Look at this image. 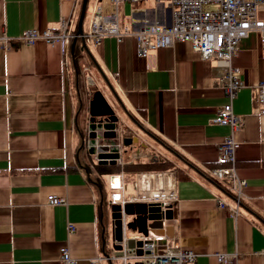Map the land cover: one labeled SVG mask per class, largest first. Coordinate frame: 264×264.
Segmentation results:
<instances>
[{
  "label": "crops",
  "instance_id": "1",
  "mask_svg": "<svg viewBox=\"0 0 264 264\" xmlns=\"http://www.w3.org/2000/svg\"><path fill=\"white\" fill-rule=\"evenodd\" d=\"M81 6L82 0H0V264H62L64 247L74 264H120L104 258L119 251L113 249L109 188L111 177L118 176L127 199L142 195V178L145 194L161 188L175 194L171 218L153 232L193 253L196 264H219V253L236 254L237 264H264V114L255 100L257 86L264 83V48L258 34L242 39L233 59L243 81L232 103L242 122L234 133L235 165L246 182L237 202L229 181L211 174L218 167L217 147L232 131L213 122L227 101L215 84L225 67L200 59L181 42L151 50L145 58L138 57L133 36L120 43L108 36L95 47L86 41L83 46L76 34ZM113 6L111 0H87L82 33L89 31L97 9L110 16ZM170 20L165 4L117 6L120 32ZM61 21L75 36L64 49L60 41L21 39L27 30L61 33ZM82 67L96 86L90 87ZM97 91L117 122L95 133L114 149L116 143L123 146L121 164H104L89 147L96 135L89 129V103ZM124 138L131 139L129 146ZM130 162L148 170L124 173ZM96 165L119 170L98 175ZM127 183L135 194L126 195ZM51 195L64 202L49 204ZM124 206L121 236L143 235L128 230L129 222L143 226L135 215L124 214Z\"/></svg>",
  "mask_w": 264,
  "mask_h": 264
},
{
  "label": "built area",
  "instance_id": "2",
  "mask_svg": "<svg viewBox=\"0 0 264 264\" xmlns=\"http://www.w3.org/2000/svg\"><path fill=\"white\" fill-rule=\"evenodd\" d=\"M146 1H153L157 4H165L171 11L170 23L144 22L138 29L133 31H119L117 21V6L120 3L132 5L141 4ZM115 7V13L110 16L101 15L97 9L91 19L89 31L82 37L87 45L97 46L104 37H114L117 43L123 38L133 36L136 41V52L138 57L145 58L151 50L171 47L176 42L190 45L198 57L202 60L215 59L223 67L225 72L215 81L227 98L224 105L216 111L213 122L215 124L229 127L232 131L223 138L217 147L218 167L211 170V174L217 180H228L230 188L236 201L241 197L243 189L246 187L245 180L238 176L236 169V149L239 144L234 139V133L241 126V121L232 112V103L236 95L243 87V81L238 69L233 66V59L236 56L239 43L247 37L249 33L258 34L259 45L264 48V0H111ZM67 21H61V33H51L45 30L38 33L36 30H27L21 37L26 43H33L37 39L54 43L60 41L61 48L64 49L69 39L74 38L67 32ZM67 32V33H66ZM255 100L260 104V113L264 114V83H260L256 88ZM102 130L95 129L90 132ZM105 132V131H104ZM111 134L110 132H106ZM96 134V133H95ZM108 137V136H107ZM116 142H119L118 140ZM90 149L95 153H116L115 160L121 164L120 154L123 146L112 143L105 144L98 134L90 144ZM102 149H105L103 151ZM114 149V150H113ZM117 180V182H115ZM109 188L111 190L110 203L124 206L136 200L145 203H158L162 216L160 221L165 224L168 218L165 216L167 209L172 210V202L175 201V194L164 193L161 189L145 194L142 187L143 178L138 185L142 195L139 198H130L123 194V180L118 177H111ZM60 196L51 195L48 203L51 205L63 203ZM121 223L124 220L121 219ZM165 227V225H163ZM164 227L161 226V229ZM69 233H73V225L68 226ZM129 241L136 243L141 241V247L130 246ZM165 235L153 236H128L122 235L120 240H115V244L120 247L118 252L105 255L108 261H118L120 264H196L195 255L190 251L177 248ZM141 249V254L137 250ZM62 264H74L68 249L61 248ZM219 264H237V255L230 253L217 254Z\"/></svg>",
  "mask_w": 264,
  "mask_h": 264
},
{
  "label": "water",
  "instance_id": "3",
  "mask_svg": "<svg viewBox=\"0 0 264 264\" xmlns=\"http://www.w3.org/2000/svg\"><path fill=\"white\" fill-rule=\"evenodd\" d=\"M86 4H87V0H82V6H81V12H80V16L78 19V23H77V37H79L80 39H82V43L83 46H85V42H84V38L82 37L83 33H82V29H81V24H82V20H83V16H84V12H85V8H86ZM101 108V110H100ZM89 129L90 130H95V129H103V130H108V129H113L114 128V124L117 122V117L114 114V111L112 110L111 106L108 104V102L106 101V99L104 98V96L101 94V92L97 91L90 103H89ZM97 117H100V119L96 120ZM109 136H113V134L111 133V135L109 134ZM137 141H135L136 143ZM131 144V139L130 138H124L123 139V145L124 146H129ZM113 156H118L115 153H103L100 154V159H104V164H114L111 158ZM112 160V161H109ZM123 211L125 215H135V222H140L142 223L143 229L141 228V226H136V228L133 227V224L131 222H129L127 224V228L128 230L131 231H136L135 229H137L138 233H142L144 236H153V235H157L156 233H154L153 231L159 229L160 225H161V221L160 218L162 216V212H161V208L160 205L158 203H148V204H135V205H130L127 204L126 206L123 207ZM140 208L141 211L135 212L134 210ZM165 216L167 218H171L172 213L171 210L167 209L165 211ZM137 215V217H136ZM111 221L113 223V227H114V232H115V240H120L121 239V208L119 205H113L111 207ZM137 219V220H136ZM129 245L132 247L134 245H136L138 248L141 247L142 243L141 241H137L136 243H134L133 241H129ZM114 250H120L119 246H114L113 247ZM137 254L140 255L141 254V249L137 250Z\"/></svg>",
  "mask_w": 264,
  "mask_h": 264
},
{
  "label": "trees",
  "instance_id": "4",
  "mask_svg": "<svg viewBox=\"0 0 264 264\" xmlns=\"http://www.w3.org/2000/svg\"><path fill=\"white\" fill-rule=\"evenodd\" d=\"M75 55V54H74ZM74 60L76 61L75 57H74ZM73 62L72 65L75 67L76 66V62ZM146 169L148 168V166L146 164H141V163H129L127 165H125L123 167V171L124 173H134L137 169ZM94 169L95 171L97 172L98 175H102V174H111V173H114V172H117L119 170L118 167H113V168H105V167H102L101 165H96L94 166ZM137 173V172H135ZM96 179V178H95ZM93 179L94 183L96 184V187L99 189V187L101 186L99 181L96 179Z\"/></svg>",
  "mask_w": 264,
  "mask_h": 264
},
{
  "label": "rangeland",
  "instance_id": "5",
  "mask_svg": "<svg viewBox=\"0 0 264 264\" xmlns=\"http://www.w3.org/2000/svg\"><path fill=\"white\" fill-rule=\"evenodd\" d=\"M113 11H114V6H113ZM119 13H120V10H119ZM124 17H123V15L122 14H120V21H122V19H123ZM74 36V35H73ZM74 38H75V36H74ZM84 64V63H83ZM81 74L83 75V74H85V76L87 77V80H88V78H90V74H89V72H85L84 71V69H83V67L81 68ZM84 76V75H83ZM91 79V78H90ZM90 83H89V85H91L90 87H94V85L96 86V83H95V80L93 79H91L90 81H89ZM81 84H83L84 82H82V80H81V82H80ZM94 83V84H93ZM85 84H86V81H85ZM99 90V89H98ZM95 94V93H94ZM82 95H83V92H82ZM87 114H88V112L86 113V109H85V107H83L82 109H81V115L85 118V117H87ZM89 116V115H88ZM84 121V120H83ZM89 124H91V123H89ZM130 163H132V162H130ZM127 164H129V163H126V164H124L123 165V167L125 166V165H127ZM148 170V169H147ZM146 169H143V170H141L140 168L139 169H137L135 172H142V171H147ZM134 172V173H135ZM134 173H129V174H134ZM93 179H95L94 177H93ZM126 187H127V190H126V195H131V194H133L134 193V191L131 189V187L129 186V184L127 183L126 184ZM108 192V194H109V191H107ZM135 194V193H134ZM127 197H129V196H127ZM102 201H104L105 202V196H102V199H101ZM110 206L111 205H109V209H110ZM110 222V221H109ZM109 230H110V224H109ZM109 243H111V241L109 242Z\"/></svg>",
  "mask_w": 264,
  "mask_h": 264
},
{
  "label": "flooded vegetation",
  "instance_id": "6",
  "mask_svg": "<svg viewBox=\"0 0 264 264\" xmlns=\"http://www.w3.org/2000/svg\"><path fill=\"white\" fill-rule=\"evenodd\" d=\"M96 120H98V119H96Z\"/></svg>",
  "mask_w": 264,
  "mask_h": 264
}]
</instances>
